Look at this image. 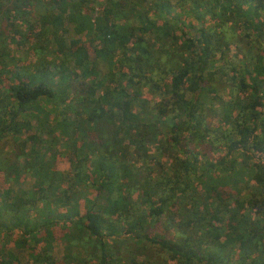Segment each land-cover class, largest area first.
Listing matches in <instances>:
<instances>
[{
  "label": "trees",
  "instance_id": "1",
  "mask_svg": "<svg viewBox=\"0 0 264 264\" xmlns=\"http://www.w3.org/2000/svg\"><path fill=\"white\" fill-rule=\"evenodd\" d=\"M96 1L0 0V19L12 20L13 34L31 41L34 56L27 64L4 59L9 52L0 33V74L9 80L0 88V141L10 134L16 143L15 135L34 122L37 130L29 151L17 145L5 169L30 171L35 187L12 199L3 191L0 230H19L20 247L45 242L33 264H142L127 262L111 242L124 239L139 246L135 253L153 247L163 264H264V0H101L95 12ZM177 7L200 22L195 32L175 15ZM205 16L214 26L202 25ZM70 26L80 37L67 42ZM227 26L242 27L262 47L238 80L250 95L221 105L227 128L213 137L203 98L227 76L215 67L232 43L223 36ZM98 59L110 70L103 78ZM144 88L162 93L152 107L141 96ZM41 101L58 108L52 125L43 120L49 114ZM55 129L64 138L62 154L38 145L41 131ZM204 145L222 154L212 159ZM168 149L174 162L166 168L160 157ZM52 151L94 187L93 199L63 187L47 156ZM244 189L251 191L242 199ZM163 220L164 234H153ZM60 237L67 242L63 262L48 251Z\"/></svg>",
  "mask_w": 264,
  "mask_h": 264
},
{
  "label": "rangeland",
  "instance_id": "2",
  "mask_svg": "<svg viewBox=\"0 0 264 264\" xmlns=\"http://www.w3.org/2000/svg\"><path fill=\"white\" fill-rule=\"evenodd\" d=\"M102 4L101 0H98L91 4V8L97 12L100 9V6ZM33 15V14H32ZM31 15V16H32ZM175 15L179 17L182 22L185 23L186 26L193 25L192 32H195L196 26L200 24L199 21H197L195 18L186 15L182 8L177 7L175 9ZM14 21V20H13ZM12 20L5 21L0 19V33L5 37V44L7 46V50L9 52V56L4 59H17L22 60L23 63L27 64L29 61H34V56L32 53L33 45L31 41H28V39H25L24 37H20V35H14L13 34V27L11 26ZM15 23V22H14ZM213 21L209 20V17L205 16L202 21V25L206 28L214 26ZM15 24H18L19 29L23 32H27L26 23H21L18 21ZM224 30L223 36L227 38L228 40H231V44L229 45L228 50L225 51V57L224 60H219L217 63H215V67H224L225 71L227 72V76H223L216 84V90L213 94H207L206 97L203 98V101L205 103V115H206V122L210 127L211 135L213 137H217L219 135V131L221 130L219 127L227 128V125L223 124V113L221 105L227 103L229 100L233 99H239L244 100L243 98L245 96H249L251 93V90L249 92L243 94L240 91L239 86V78L241 77V72L245 68L246 63L248 64L249 69H252L253 67V61L254 57H256V52L259 51L258 48H261L259 44L256 42L254 43L252 39L254 40L253 36H250L249 39H246L245 37V30L242 27H235L236 32L228 29ZM35 32H33L34 36ZM80 36L76 35L72 26H70L69 31L64 35V39L68 42L72 39H76ZM251 40V42H250ZM2 43V46L5 45ZM149 45L152 49V52H154V49H156V45L154 43L149 42ZM31 46V50H30ZM54 49L53 44L50 46L49 51H52ZM156 53H154L155 55ZM51 56H49L50 58ZM253 57V59H252ZM253 60V61H252ZM234 65L235 71H231L230 67ZM1 67V66H0ZM97 75L99 78L105 77L109 72L108 65L103 62L102 60L98 59L97 61ZM162 73L157 74L158 82L161 80ZM234 78V80L232 79ZM89 81V79H86ZM166 80V79H165ZM0 88L6 89L9 80L5 74H0ZM168 80L164 81V84L167 83ZM250 82V81H249ZM161 83L163 84L162 80ZM115 84V82H114ZM134 88L131 90L128 89V94H134L135 93ZM141 96L143 98H146L150 101V107L154 106L156 102H158L162 98V93H150L148 92L147 88H144L141 90ZM190 96V95H188ZM41 104L44 106V112L45 116L49 114V118L45 117L43 118L44 121H47L50 125H52L53 122V116L56 114L58 108L54 106H50L49 104H46L44 101H41ZM133 109H136L134 107ZM47 113V114H46ZM236 114V112H234ZM53 122V123H52ZM36 123L34 122L31 129L24 130L21 133L15 135L14 138H16L18 141L16 143L13 142V136L8 134L6 139H3L0 141V196L5 190H9L10 197L14 198L17 195H21L22 192L30 191L32 188L35 187V179L32 177V174L30 171H24L23 169H20L18 175L15 174H9L7 175L6 170H8V166L11 165L10 163L15 161V157L18 153V147L20 143H25L24 151L28 152L30 147L33 145V142L29 140L30 135L36 134ZM48 131H41L39 133V140L38 145L43 147H53L54 152L64 153V145L62 143V140L64 139L63 136L55 129L53 130L52 135L47 133ZM165 132V130H163ZM38 137V134H37ZM125 144L128 143L127 139H124ZM218 144V143H216ZM205 147H202V152L208 157L216 158L217 156H220L222 152H215L212 150L208 145H204ZM155 148L153 149V152L155 154H158L155 152ZM157 151V150H156ZM53 154V151L48 153V158ZM61 156V157H60ZM68 156L69 153H68ZM172 156H174V152L170 151L169 149L165 152L164 156L160 157L161 163L164 164V166L167 168L174 162V159H172ZM52 157V168L54 171H56L58 174L61 175L63 180V187H71V189H74L76 192H78L79 197L93 199L95 197V189L94 187L90 186V184L86 183L81 179H77L75 172H74V165L65 159V157L62 158V155H55V157ZM57 157V158H56ZM238 162H242V158H238ZM20 166L24 164V161L20 159L18 162ZM87 168L86 165H83L82 169L84 170ZM6 169V170H5ZM83 172V171H82ZM10 176V178H9ZM248 176V175H247ZM8 178V181L5 180ZM248 178L246 177V180ZM251 186H254L255 184L253 182L250 183ZM250 189H244L241 193L242 199L248 198L250 194ZM203 195V194H202ZM135 200H137V197H135ZM83 201V200H82ZM41 208V205L39 204L37 206V210ZM36 212V211H35ZM35 213L29 215L30 219H34ZM67 227H71L70 224H65ZM167 221H161L155 224L153 228H151L152 233H157L160 235L164 234L165 228L167 226ZM61 227V225H58ZM62 228V227H61ZM60 230V229H59ZM171 230V229H169ZM61 234V233H59ZM170 234H172V230L170 231ZM21 233L19 230H16L12 233H6L4 231L0 230V264H33L32 262V256L34 253H40L44 248L47 246L45 245L44 241L40 240H32L26 242V245L24 247H20L17 245L18 241H20ZM127 238V237H126ZM114 246L118 247L119 254L123 255V257L126 259L127 262H130V259H135L136 262L142 263V264H163V255L158 254V252L149 245L143 246L144 254L135 253L134 251L139 247L136 245L135 241L133 240H122L121 242L111 241ZM66 245L67 242L64 241L63 237H60L58 239H55L53 243H51L50 248L48 247L49 253L52 255L55 261L57 262H63V257L67 253L66 251ZM72 252L75 254L76 258L79 256L82 258L83 255L79 253V250L76 245L71 247ZM142 251V249L140 250ZM66 261V260H65ZM172 264V262L168 263Z\"/></svg>",
  "mask_w": 264,
  "mask_h": 264
}]
</instances>
